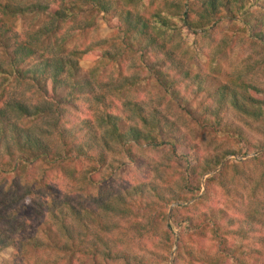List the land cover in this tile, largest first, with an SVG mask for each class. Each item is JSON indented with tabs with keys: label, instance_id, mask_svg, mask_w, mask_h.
Returning <instances> with one entry per match:
<instances>
[{
	"label": "trees",
	"instance_id": "16d2710c",
	"mask_svg": "<svg viewBox=\"0 0 264 264\" xmlns=\"http://www.w3.org/2000/svg\"><path fill=\"white\" fill-rule=\"evenodd\" d=\"M202 1V9L194 11L186 2L181 5L175 0H0V173L4 178L1 185L9 181L12 185L17 184V177L23 175L27 184L28 181L42 182L40 185L46 192L51 189L49 179L54 170L68 173L74 159L85 155L101 164L102 170L108 162V153H115L112 150L115 145L121 154L128 155L133 153L136 146L158 150L168 145L171 154L175 153V156L187 162L183 173L174 172L169 176L182 179L177 183L174 196L169 187L148 188L141 184L127 195L113 196L105 202L101 188L94 187L89 176L85 175L77 191L88 194L92 203L81 205L83 211L74 206L71 198L51 199L48 218L55 221L58 238H51L49 228L45 230L47 239L37 234L14 239L0 232V252L10 246L20 251L28 246L45 249L51 245L52 251L69 253V256L81 254L85 264H150L144 258L117 247L114 239L112 242L115 233L122 227L114 225L115 221L111 219L123 217L121 215L133 217L140 210H149L155 216L149 218L147 225L156 229L159 222H167V214L159 210L160 207L168 205L170 201H187L200 195L201 187L186 188L189 176L201 178L214 171L223 163L225 156L207 158L201 165L195 160H187V154L178 155L179 148H191L192 145L182 139V130L176 128L175 122L164 118L158 108H143L139 98L140 86L151 78L165 88V97L171 101L173 97H179L180 80L170 81L167 76L173 69L171 61L173 63L178 54L183 58L188 53L190 38H194L196 46L201 45V39L204 40L203 47L198 48L197 53L204 54V49L206 53L215 51L214 56L208 53V71L218 69L214 65L218 63L220 54L228 53L229 57H233V42L239 36L248 37L257 52H264V0ZM222 8L230 13L231 22L242 25V30L234 32L229 40L219 41L214 32L220 22L218 13ZM101 14L114 16L115 23L109 24L114 34L108 39L79 44L82 36L96 32ZM19 22L22 24L21 30H17ZM130 58L139 66L128 72L124 64ZM81 61L94 63L84 78L80 77ZM176 62L181 72L183 62L181 59ZM255 67H264V55L258 59L256 66L249 63L244 65L237 72L240 74L238 79L222 82L215 90L214 97L218 99L220 107L228 105L248 120H255L264 126V89L245 78L256 73ZM141 73L146 77H142ZM182 75L183 79H193L198 90L203 89L204 73L192 75L183 71ZM6 94H9V99ZM117 102H121L122 107L117 106ZM82 106L96 116L92 115L78 127H73L74 124H70L73 115L66 108L81 111ZM215 116L218 119L212 123L205 118L202 121L219 128L222 119L218 112ZM127 119L133 120L134 124L127 126ZM78 134L82 136L75 138ZM80 140H89V143L79 145ZM61 142L65 147L62 151L57 148ZM253 162L264 166V153L242 164ZM39 164L45 165L41 173L37 169ZM229 167L226 164L206 180L207 190L192 206L203 205L214 184H220L228 195L235 192L229 186L225 187ZM15 170L18 175L6 180L8 171ZM150 190L156 200L147 198ZM29 193L33 198L42 194L34 190ZM166 193H172V196L167 197ZM22 199L32 200L27 195ZM47 202L44 201L43 206ZM13 203L19 204V199ZM41 207L42 203H39L38 209ZM248 208H238L236 211L245 217H240L234 224L233 220L229 222V226L238 228L237 232L221 229V220L228 217L226 211L214 212L211 231L218 241L217 251L199 261L203 264H264V250L251 248L240 253L231 244L230 237L236 233L244 239L250 238L249 233L253 234L252 239L257 237L255 214L263 218L264 200L255 202L254 211H247ZM40 212V218L44 219L42 210ZM17 216L15 212L0 216V222L4 221L13 229L18 225ZM21 219H25V225H28V221L30 223L29 218ZM85 220H88V226ZM197 221L189 217L179 224L185 229V234H181L174 264H178L177 261H196L194 255H199L200 250L186 247L184 237L194 227L200 233H206L205 221L202 219L201 224ZM171 236L175 239L174 234L168 232L166 244L168 242L169 251L174 247ZM49 238L54 241L48 243Z\"/></svg>",
	"mask_w": 264,
	"mask_h": 264
},
{
	"label": "rangeland",
	"instance_id": "374dc122",
	"mask_svg": "<svg viewBox=\"0 0 264 264\" xmlns=\"http://www.w3.org/2000/svg\"><path fill=\"white\" fill-rule=\"evenodd\" d=\"M175 1H178L181 5L186 2L194 11H200L203 6L202 0ZM218 18L220 22H218V26L214 32L217 40H229L234 32L237 33V30H242V25L230 21V13L225 8L219 11ZM110 23H115L114 16L112 14H101L98 17L96 32H91V34L85 37L82 36L78 40V43L86 45L91 40L110 38L115 32L113 27H110ZM21 27L22 24L19 22L17 30H21ZM188 41L190 44L188 53L183 58L178 54L173 61L174 65L171 61V68L173 69L169 71V75L167 76L170 81L175 82L176 80H180L178 87L180 96L173 97L171 101L169 97H165V88L160 86L156 80L150 78L140 86L139 98L141 105L145 109L158 108L164 118H169L175 122L176 128L182 130V134L184 135L182 139H186L187 143L192 145V147L179 148L178 155L187 154V160H195V162H200L201 165L204 164V160L207 158L217 155L225 156L223 163L214 171L204 174L201 178L195 175L192 178L189 176L187 179L189 185L185 186L186 188L193 186L195 189L199 186L201 187L199 196H202L207 190L206 180L228 164L230 167L226 173L225 187L228 188L229 186L235 192L230 191L232 194L228 195V192L220 184H214L203 205L192 206L199 199V196L187 201H170L171 199H169L170 203L168 205H163L159 208V210L167 214V222H159L156 229H153L151 225H147L149 218L151 219L155 216L149 210H140L133 217L132 215H121L123 217L111 219V221H115L113 222L114 225L122 227L120 231L118 230L115 233L114 236L116 237L112 238V242L114 239L117 247L126 250V252L133 256L144 258L150 264L175 263L181 234H185V229L183 226L180 227L179 224L189 217L198 220L197 223L200 224L205 221L206 233H200L199 229L195 227L188 231L186 237H184V243L186 247L200 250L199 255L198 253L194 255L196 261H177V263L203 264L199 260H204L214 255L217 251L218 241L214 238L211 231L213 225L211 220L213 219L214 212L216 210L226 211L228 217L221 220V222L219 221L221 229L228 232H237L238 228H232L229 226V222L233 220L234 224L235 221H239L240 217L243 218L245 215L242 216L236 210L247 207H249L247 211L253 210L257 200H264V166L257 165L256 162L242 164L244 161L251 160L257 155L264 153V126H261L255 120H248L228 105L220 107L218 99L214 97L215 90L222 82L230 81L232 78L238 79L240 74L237 72L242 70V67L247 63L256 66L258 59L263 57L264 52H257V49L251 44L248 37L239 36L233 42L235 46V51L231 54L233 57H229L228 53L220 54L218 63L214 65L218 69L208 71L210 63L208 53L214 56L213 53L215 51L212 50L211 52L210 50L206 53V49H204V54L197 53L199 51L198 48L203 47L204 40L201 39V45L197 46L195 45L194 38H190ZM74 44L75 42L71 46ZM213 46L214 48L216 47V45ZM237 52L239 53L238 55ZM162 58L163 56H161ZM180 59L183 62L181 72L179 67H177L178 64H176V61H180ZM137 65L134 64V59L130 58L124 64V68L130 72ZM93 66L94 63L92 61H81L80 77L84 78L87 76L88 71ZM183 71L190 72L192 75L198 72L204 73L205 84L203 89L198 90L193 79H183ZM255 71L256 73L245 76V78L255 84L256 87L264 89V67H255ZM141 75L142 77H146L145 74L141 73ZM97 92L101 93L99 90ZM8 95L6 94V98L9 99ZM117 103V106L122 107L121 102ZM82 107L80 108L81 111H78L79 109L76 108L73 109V107L66 108L70 112V115H73L71 119L72 123H70L71 125L74 124L73 127H78L84 119L88 117L92 118V115H95L93 111H88L85 106ZM83 110L85 112L80 114ZM217 112L222 119L219 128L211 127L207 125V122L202 121V118L208 120L209 123L216 121L218 118L215 116V113ZM44 121L49 122L48 120ZM95 122L97 124L98 119ZM126 124L127 126L133 125L134 121L127 119ZM73 127L70 134L73 132ZM81 136V134H78L75 138ZM86 143H89V140H80L78 142L79 145ZM113 145L114 143H112ZM167 147L168 145L160 147L161 149L158 150H152L146 146L142 148L136 146L133 148V153L128 155L121 154L117 145H115L112 147L115 153H108V162L102 170L101 164L89 159L86 155L78 157L69 165L68 173H63L59 169H57L58 171L54 170L55 173L53 172L49 179L51 189L46 192L40 185L42 182L35 181L31 183V181H28L27 184L23 175L17 177V184L12 185L11 181H9L1 185L4 178L2 177L3 174L0 173V216L2 217L14 212L16 216L18 215V225L16 227L10 229L2 221L0 222V232L14 239H17L19 236L27 238L36 234L40 238L47 239L45 230L49 228L51 229V238H58L59 232L55 227L56 223H54L55 221L52 218H48L47 210H50L49 204L51 199L60 197L63 200H70L71 198L72 200L70 201L74 206L83 211L84 208L82 206L92 203L88 194L83 195L77 191L85 175L89 176L94 187L101 188V193L104 194L103 201L105 202L111 200L113 196L127 195L134 187L141 184L147 185L148 188L152 186L169 187L168 189L173 191L174 196L177 183H180L182 179L178 176L176 178H169V176L172 173L174 174V172L181 171L183 173L187 162L175 156V153L171 154V151ZM57 148L62 151L65 147L62 146L61 142L60 144L58 143ZM92 153L95 152L92 151ZM234 165L236 167H233ZM44 166L43 164L37 166L39 173L42 172ZM46 166L49 167L48 165ZM30 168L32 169V167ZM6 175V180H9L10 177H16L18 173L16 170L8 171ZM32 190L42 193L40 194L41 196L38 197L37 195L33 198L29 193ZM24 195L29 196L32 200L22 199ZM166 195L167 197H171L172 193H166ZM147 198L151 200L157 199L151 193V190ZM16 199H19V204L17 205L13 203ZM46 200L48 202L46 206H43ZM39 203H42V207L38 209ZM114 208L116 209L117 206H114ZM41 210L44 219L40 218L39 213H41ZM81 215L83 216L84 213ZM161 215L164 214L161 212ZM221 215L222 213L218 217ZM255 216L257 218L255 223L258 229L255 239H252V233H249L250 238L246 239L237 233L230 237L233 248L237 249L240 253L250 251L251 248L264 250V241L261 242V239L264 240V212H262L263 218L258 213ZM21 218H29L30 223L28 221V225H25V219ZM84 223L88 226V220H85ZM168 227L171 229H168ZM168 232H171L175 236V239L171 236L174 243L171 251L167 247L168 242L166 244ZM51 238L47 240L48 243L54 241ZM50 246L45 249H34L28 246L25 249L21 248L20 251L11 246L6 247L0 252V264H85V259L81 254L69 256V253L52 251Z\"/></svg>",
	"mask_w": 264,
	"mask_h": 264
},
{
	"label": "water",
	"instance_id": "95a60500",
	"mask_svg": "<svg viewBox=\"0 0 264 264\" xmlns=\"http://www.w3.org/2000/svg\"><path fill=\"white\" fill-rule=\"evenodd\" d=\"M223 165H224V164H223ZM223 165H222V166H223ZM175 205H178V204H175ZM175 205H173V206H175Z\"/></svg>",
	"mask_w": 264,
	"mask_h": 264
}]
</instances>
